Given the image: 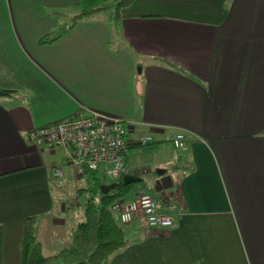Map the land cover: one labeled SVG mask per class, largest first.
<instances>
[{
  "label": "crops",
  "instance_id": "0c3cea01",
  "mask_svg": "<svg viewBox=\"0 0 264 264\" xmlns=\"http://www.w3.org/2000/svg\"><path fill=\"white\" fill-rule=\"evenodd\" d=\"M79 2L0 0L3 264H19L25 218L44 255L84 219L64 150L26 134L85 108L127 122L126 173L141 180L120 199L150 192L175 212L166 228L120 224L129 242L108 264H264V0H134L72 24Z\"/></svg>",
  "mask_w": 264,
  "mask_h": 264
},
{
  "label": "built area",
  "instance_id": "2783aa9c",
  "mask_svg": "<svg viewBox=\"0 0 264 264\" xmlns=\"http://www.w3.org/2000/svg\"><path fill=\"white\" fill-rule=\"evenodd\" d=\"M126 123L120 118L85 108L70 117L30 130L26 138L43 148L63 149L74 177L82 178L88 170H100L112 181L118 178L124 166L128 146ZM152 141L151 134H143L136 143L145 146ZM171 145L175 150L187 149L183 132L173 134ZM52 176L54 181L63 177L61 166L53 168ZM112 211L121 225L138 219L143 226L150 228L170 227L175 217L173 204L162 202L150 192L140 193L128 202L118 199L113 203Z\"/></svg>",
  "mask_w": 264,
  "mask_h": 264
},
{
  "label": "trees",
  "instance_id": "16d2710c",
  "mask_svg": "<svg viewBox=\"0 0 264 264\" xmlns=\"http://www.w3.org/2000/svg\"><path fill=\"white\" fill-rule=\"evenodd\" d=\"M134 0H80L79 12L72 18V24L84 16L100 10H111L113 19L119 18L120 9L130 5ZM47 40H50L49 38ZM40 42L45 41L40 38ZM13 90L0 88V96L9 95ZM155 142L145 146H138L142 153L151 152ZM127 151L124 155V166L115 182V186L103 193L99 186L104 184L98 176L99 170L85 171L84 184L80 186L76 194L83 203L84 219L71 229L69 242L50 255H44L41 244L37 238L35 217L25 218L23 232L19 241V264H108L109 257L117 250L126 246L129 239L126 238L121 225L115 220L112 205L116 200L125 197L133 185L123 183L122 176L129 169ZM187 173L194 168L189 159L183 164ZM0 264L2 262V231L0 228Z\"/></svg>",
  "mask_w": 264,
  "mask_h": 264
},
{
  "label": "water",
  "instance_id": "95a60500",
  "mask_svg": "<svg viewBox=\"0 0 264 264\" xmlns=\"http://www.w3.org/2000/svg\"><path fill=\"white\" fill-rule=\"evenodd\" d=\"M156 173L160 174L161 170L156 169ZM141 180V177L133 174V173H125L122 176V182L123 183H131V182H135V181H139ZM115 186V182L112 183H108V184H100L99 188L103 193H106L109 189L113 188Z\"/></svg>",
  "mask_w": 264,
  "mask_h": 264
},
{
  "label": "rangeland",
  "instance_id": "374dc122",
  "mask_svg": "<svg viewBox=\"0 0 264 264\" xmlns=\"http://www.w3.org/2000/svg\"><path fill=\"white\" fill-rule=\"evenodd\" d=\"M113 0H109V4L112 2ZM72 14H74V13H76V12H71ZM65 15V14H64ZM69 14L67 13L65 16V21H66V23H67V21H68V19H70L71 18V16H68ZM167 153H168V151H166ZM166 153V154H167ZM179 154L180 153H182L181 151H179L178 152ZM178 153H176V154H178ZM156 159H158V158H156ZM159 161H157L156 163H158ZM155 162L153 163V164H156ZM143 170H144V172H146L147 170H145V168L143 169V168H139V169H137V173H141V174H144L143 173ZM101 174H102V172H100ZM79 183V182H78ZM84 184V182H82V184L81 185H79V184H77L76 186V189H78L80 186H82ZM77 190H75V192H76ZM142 193H144V192H142ZM72 202L74 203V204H76V202H79V203H82V201H81V199L80 198H78V196H77V194H76V197H75V200L74 199H72ZM73 204V205H74ZM74 207V206H73Z\"/></svg>",
  "mask_w": 264,
  "mask_h": 264
}]
</instances>
